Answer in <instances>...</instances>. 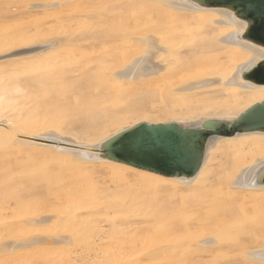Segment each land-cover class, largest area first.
<instances>
[{"label":"bare ground","instance_id":"1","mask_svg":"<svg viewBox=\"0 0 264 264\" xmlns=\"http://www.w3.org/2000/svg\"><path fill=\"white\" fill-rule=\"evenodd\" d=\"M117 1H119L120 3L118 7L123 5L132 6L136 4L138 5V8L143 9L144 11L150 10L154 14V20H152V22L155 21V23L153 24L151 22V26L149 28H140L142 31H140L139 28L137 31H132L130 28H128L127 30L121 28L120 26L122 23L120 22L121 24L119 27L121 29L117 30L114 35H107V37L105 35V38L101 33L100 37L102 38V40H105L101 46L102 49H106L105 51H77L75 48V42L84 40L85 31H80V34L75 33V31L67 34H54L41 40H38L37 38L30 40L28 37L29 35L25 33L13 34L6 36L0 41V147L3 146L6 150H26L25 152L31 150L49 152L54 156L64 158L65 162H67V166L71 169L83 170V168L87 164H93V166L96 164L98 166L97 172L101 175V179H105L104 181L106 183V187L108 189L112 188L116 190V192L119 189H123L122 193L123 191L128 192L136 186L137 188H140V190L147 191V194L149 192L148 195L152 194L153 196L158 195L161 197V195L159 194L163 195L162 192H165L164 194L167 195L168 198L177 196L178 201H175V199L174 201L178 202L176 203V205L178 204V207L181 209H177L175 206H173L174 204L170 200L171 202L167 203L166 206H161L162 208L165 207V210H169L167 214H163V216H161L164 219H167L168 217L165 218V215L168 216L169 213L172 214V212H170L172 206L176 208V210H179V212L182 210L188 215H183V213L181 212L183 218L185 219L181 222L179 219L180 223H177V225L168 224V222V225L164 224V226L167 225L165 226L166 229L164 230L166 231V235H164L168 237L166 238V240L168 239L169 241H166L165 238H162L163 240H165L163 243V241H160V237L162 235L160 234L161 236L159 237L158 234L154 237H159L155 239L157 242L159 239L160 243H158V245L161 243L162 245H156V247H154L156 242L151 240L152 244L150 245L151 248H149V244L147 245L145 243V245L148 246V248L151 250L149 252L150 254H158L160 252L162 254L161 256H163L164 251H172L173 249L178 248L182 252L193 254L195 259L193 262H191L192 264H264V182L258 181V177L264 173V133L248 132L220 140V142L206 159L193 179L182 180L159 177L153 174L95 158L96 148L100 146L102 141L110 137L114 132L119 131L125 126L134 125L141 121H147L148 119L146 120L144 118H140V120L126 122V114L124 115L121 113L122 115H118L117 121L119 119L122 120L121 122L125 121V123L122 125H117L116 128L113 127V132L109 133V131L104 129L107 124L95 125V131L96 126L98 127V130L97 132H92V127L90 128L92 122L86 120L89 119L88 115V118H84L86 121L84 120L83 122H81V130L83 131V135H85V137H82L78 132L76 133L74 130L71 131L72 128H74L73 125L75 126V122L77 121L75 120V122H72V120L78 119V117L75 118L74 115L76 116L81 111L77 114L74 112L78 111H65L68 116H70L71 113H74V115H71L74 117V119L71 120V123H69L67 119L71 117H66L65 113L62 114L65 115L63 116L64 119H57L58 117L54 115L47 117L42 116L40 118H37L35 116V111H37V109L41 105L52 103L55 105L58 101L70 99L77 101L79 97H76L77 95L74 96V94H76V91L74 93L72 92L73 95L69 94L73 96L72 98L69 97L68 92L75 89H80L81 91V89H83L81 88L83 85H80L82 83H80V81L87 82L86 86L83 87L99 88V90H101L100 88H106L108 82H118V86H120L122 83L128 86L138 82L140 83V86H143V84L141 83H149L150 85L155 84V87H150L155 88L156 92L158 91L160 97L165 96L167 99H169V101L174 100V102L176 101L177 103H180V105H184L186 107V111H184L181 117L175 119L172 118V121L175 122L204 121L206 119L217 120L222 117L237 116L252 104L264 100V84H257L242 77L243 71L256 64L264 57L256 50V48L248 41V39L243 38V34L227 16L189 8L173 0H124L126 2L124 4H122L123 0ZM65 2L66 0H45L44 2H41L38 5L34 4L31 7L41 6L42 9H44L40 14L41 17H39L40 24H43L45 23L44 18L47 12L54 11V8L56 6L59 8V18H66L67 10L64 9ZM12 11L13 10L11 7V9H8L6 12L11 14L13 13ZM122 25V27H124V25L126 24ZM132 29H134V27ZM98 35H100V33ZM107 47L113 49V53L112 51L107 52L110 51L109 49L107 50ZM110 54H112V57L109 58L108 56ZM105 58L112 59V61L115 62V65L113 64L114 66L111 67L112 69L109 68L110 71L108 74L107 71L105 74L95 76L92 75L94 74L92 71L91 74L87 73L89 69L86 67L89 63L95 61L101 62ZM108 59L106 60L107 62ZM83 84H85V82ZM134 86L136 87V84H134ZM120 88H123V85L122 87L120 86ZM120 88H118V90ZM148 89L149 91L151 90L150 93L153 91V89ZM118 90H116L117 93ZM121 90H119V92ZM94 94L97 93L94 92ZM99 95L102 94L99 93ZM109 97L106 96V98L108 99ZM76 98L77 100H75ZM95 98L99 99V97ZM115 98H118L119 101V99H121V96L117 94ZM99 101L100 103H104L108 100ZM151 101L154 102L153 99ZM88 102H94V99L93 101ZM127 102L128 101L126 100L125 103ZM156 103L158 104V102ZM73 104H75V102L72 103V105ZM88 104L91 105L90 103ZM98 104H93L92 106H98ZM61 105L63 104L61 103ZM137 105L140 106V104ZM121 106L123 107L122 103ZM121 106L120 104L117 105V107ZM191 106L193 107L189 108ZM130 108L133 109V106ZM117 109L114 110L115 113ZM55 110L58 111L57 109ZM95 110L96 109H94V111ZM194 110H198V112L195 113ZM94 111L92 109L93 113H91L90 111L88 112V114H94ZM101 111L104 112V105ZM114 112V116L108 113L105 114L104 112V117H102V120L106 121L107 123L109 119L113 117L115 118L116 114ZM126 112L127 111H125V113ZM82 113L83 111L80 115H87H83ZM97 114L99 117V112ZM100 114L103 113L100 112ZM100 118L101 117L97 118L96 122H99ZM54 119H56V122L54 121ZM63 121L68 122H64L66 124L64 125ZM148 121L157 122L161 120L152 119ZM81 123H79V125ZM115 124H112L111 126H114ZM90 137H95L96 141L94 139L93 141L95 142L90 141ZM45 139H49L50 141L52 140L54 142H45ZM5 164L7 165V163ZM11 170L12 169L10 167H5L3 170H0L2 173H0V190L2 192L9 191V194L13 192L11 195H7V193L5 192H3V194L1 193V199H13L14 197H11L14 195L15 191L13 187L21 190L27 188L32 189L34 187V180L27 179L23 181L17 180V182L13 181L14 178L12 179L13 175L11 174L14 173L13 170ZM81 177L82 176H80V178ZM83 179L84 177L81 180ZM93 182L85 181V184L92 183V187H94L95 184ZM100 183L102 184V182ZM99 188H102L103 191L102 186H99ZM136 190L134 189V192H140L139 189ZM4 193L7 197L3 196ZM36 195H34V197H36ZM19 196H15L16 198L14 200L11 199L12 201L10 200L14 203V205L13 207H11V205L9 207L13 208L12 210L14 212L10 211L11 208L9 209V212L17 214L20 223H22L20 228H17H19L21 231L25 230V227L28 224H38L53 217V215L49 213L50 210H41L43 206L41 209H38V207L36 208V205L33 204H37L39 201L34 202L32 199H30L32 197L31 195L28 196L30 197L28 199V202L29 200H32V206H27L28 202L27 200H25L27 198ZM129 196L131 197V195ZM144 196L146 197V199L149 197L145 194ZM39 199L40 198L36 200ZM44 201H46V199H44ZM44 201L42 203H44ZM93 201V199L88 201H76L75 199H70L68 201V205L66 206L68 209L67 216L69 218L68 220L72 223V227L65 230L67 232V235H56L52 233V235L32 234L31 236H23L22 233H19V235L21 236L17 235V237L13 236L11 233V236L15 237L14 240L9 237L10 240H7L5 242L3 241V243L0 242V251L8 253L10 251H16L21 248L23 249L32 247L34 250L32 251L37 252H35V255L37 254V256L35 257L38 259H35L34 257L36 262L37 260H39V264H45V261L52 254L51 250L53 248H60L62 254L64 255L61 258V264H76L71 259L72 248H74L73 246H78L79 244H81L84 247L87 246V248H90L88 247L89 245L86 244L88 241L87 238H91L92 235H96V229L97 232H100L99 230H102V228L98 230V228L100 227H95L96 223H94L95 221L94 219H92V217L89 219L87 217V219L81 217L78 218L81 215L80 210L85 208L89 203H93ZM132 201L133 200L131 199L129 202L125 201L124 203H121V201L118 200L117 202L119 203V205L121 203L123 204V206L119 207V205H117L118 209L116 208V210L118 212H122V210H120V208L122 207L127 209L124 211L128 212L129 214L131 212L135 213L136 211H138V209H135V206L133 204H138V202H136L135 200V203H133ZM141 201L142 200H140V202ZM127 202L128 204H126ZM143 202L145 203V201ZM2 203L5 204L6 202L2 201ZM160 203L163 205L162 201H160ZM48 204L49 203H47L46 205ZM15 205L17 208H19V210H15ZM6 207L8 206H4L3 208ZM140 208L141 207H139V210ZM145 208V214L151 212L147 211L148 213H146L147 208ZM6 209L0 210L6 211ZM121 212L120 214L122 215ZM156 212H153V214L157 215L158 213ZM3 213L4 211L0 213V215ZM255 213L258 216L255 217ZM145 214L144 216H147ZM136 215L137 213L129 216H134L136 218ZM117 216L118 215H116V218ZM144 216L142 218H146L147 220V217L144 218ZM170 216L171 215H169V217ZM134 217L132 219H134ZM108 220L110 219L108 218ZM108 220L106 222H108ZM150 221L152 220L150 219ZM118 223H120V221ZM109 224L110 226L114 225L112 223ZM128 224V228H132L130 227L131 221H128ZM132 224L134 225V223ZM141 224L142 223H140L139 226ZM123 226L124 225H122L121 227ZM94 227L95 229H93ZM140 227L144 228L145 226L141 225ZM141 228H139L140 231H138L147 234L148 228L145 227V229L147 228L146 232ZM16 230L15 232L20 231ZM107 231L108 230H106V233ZM120 231L122 233L123 229H120ZM137 233L135 234L136 236L139 235V233ZM154 233H157V231ZM128 234L129 233L126 232L125 235L128 236ZM132 234L134 235V233ZM144 235H142L141 237H143ZM146 237L147 236L143 237V239L145 238V240H147ZM120 238L121 236L119 237V239ZM112 239H110V241H112ZM125 239L128 240L127 244H129V238L126 237ZM136 239H139L138 241H140L139 237H137ZM136 239L134 241L135 243ZM145 240L144 242H146ZM110 241H107L108 244ZM117 241H120L118 244L121 243V239ZM91 243L95 244L93 242ZM135 243H133L132 241L133 245ZM140 243L142 244L141 241ZM127 244H123L126 248L121 246L120 248H124L128 251L127 246H131ZM109 247H111V244ZM117 247L119 248V245L116 246V248ZM87 248L85 249L87 250ZM91 250L97 249H89V251ZM135 250H137V248ZM135 250H132L133 253ZM28 251L29 250H27L26 252L24 250L20 252H26L27 254L25 255H29V253H31L32 256V251L29 253ZM132 251H129V253H131ZM17 252L15 255L16 257H18V254H20ZM99 252L100 251H98L97 253L101 255V252ZM146 252L148 251L146 250L145 253ZM182 252L180 256L184 255V253L182 254ZM83 253L81 252L80 254L84 255ZM121 253L124 252L121 251ZM170 253L175 254L178 252ZM10 254L12 253H8L6 255H9L11 257L12 255ZM102 254H105V252ZM111 254L114 256L115 254H117V252ZM74 255H72V257L74 258H76L75 256H78ZM92 255H89V257ZM117 255H115V257ZM20 256L23 255L20 254ZM85 256L87 257V255ZM105 256H107V254ZM113 256H111L110 258H112ZM180 256H178V258ZM16 257L15 259H17ZM27 257L28 260H30V258H32L33 256ZM132 257L128 256L126 258H122L120 264H129V262L131 263ZM13 258L14 257L12 256L11 259ZM117 258L115 259L117 260ZM186 258L185 260H187ZM18 259H22V257H18ZM25 259L27 258L25 257L24 260ZM115 259H111L112 264H115ZM158 259L156 261H151V264L152 262H158ZM28 260H25L27 262H23L21 260V262L11 260L9 263L35 264L33 262H28ZM146 261H149V259ZM146 261H143L144 264L146 263ZM184 261L183 264L186 262ZM80 262V264H82V261ZM85 263H87V261H85ZM88 263H91V260L88 261ZM188 263L190 262L187 261V264Z\"/></svg>","mask_w":264,"mask_h":264},{"label":"rangeland","instance_id":"2","mask_svg":"<svg viewBox=\"0 0 264 264\" xmlns=\"http://www.w3.org/2000/svg\"><path fill=\"white\" fill-rule=\"evenodd\" d=\"M44 1L45 0H0V41L3 38H5L6 36L13 35V34H24L25 33V34L29 35L28 37H29L30 40L31 39H35V38H37L38 40H41V39H44L46 37H50V36H52L54 34H67V33H70L72 31H75V33L80 34V31H82V32L85 31L84 40H80V41H76L75 42L76 50L77 51L80 50L79 52H90V51H94V50L95 51H99V50L100 51L101 50L105 51L106 49H102V46H101L103 44V42L105 41V40H102V38L100 37L101 33H102V35L104 37H105V35L107 37V35H110V36L114 35V33H116L117 30H119L121 28L126 29V30L128 28H130L132 31H137L138 28H139V30L142 31L141 29H144V28H147V27L149 28L151 26L152 20H154L153 19L154 18L153 17L154 14L150 10L144 11L143 9L138 8V5H136V4L132 5V6L131 5H129V6L123 5V6H119L118 7V5H120V3L117 0H116L117 2L114 1V0H66L65 7H64V9L67 10V17L66 18L65 17H62L61 19L59 18V16H60L59 8L56 6L54 8V11H52V12L48 11L47 12V14H46V16L44 18L45 19V23L40 24L39 17H41L40 14H41V12L44 9H42L41 6H36V7H31V6L34 5V4L38 5V4H40L41 2H44ZM122 2H123L122 4L126 3L124 0ZM11 7H12V10H13L12 11L13 13H11V14L7 13L6 11L8 9L10 10ZM120 22L122 24H126L128 27L126 25H124V27H127V28L122 27L123 25ZM152 23L154 24L155 21H153ZM120 24H121V26H120ZM136 25H138V26H136ZM133 27H134V29H132ZM99 33H100V35H98ZM108 49L110 51H107V52H111L112 51V53H113V49H110L109 47H107V50ZM108 57L109 58L112 57V54H110ZM105 59L103 61H101V62H96L95 61V62L89 63L86 68H88L89 69L88 71H90V72L87 71V73L91 74L93 72L94 74H92V75L95 76V75L105 74L106 71H107V74H108L110 69H112L111 67L115 65L114 64L115 62L112 61V59H108V58H107L108 59V62H107L106 61L107 59L106 60ZM102 64H104V65H102ZM84 82H85V84H83ZM80 83H81L80 84L81 86L82 85L86 86L87 82L86 81H80ZM117 83L118 82H116V83L115 82H112V83L108 82L107 85H106V88H100L101 90H99V88H93V87L89 88V87H83V86L81 87L80 86L81 88H83V89H81V91H80V89H75L73 91H69L70 93L68 92V95L69 94L73 95V93L76 91V94H74V96L77 95L76 97H79L78 100H77V98L75 99L77 101H74V100L70 99V100L58 101L55 104L56 106L53 103L52 104L41 105L37 109V111H35V114H36L35 116L37 118H40L42 116H46L47 117V116L54 115V116L58 117L57 119H59V118L64 119L63 116H65V115H66V117L68 116L67 113H66L67 111H71V110H72V112L73 111H78V112H74L76 114L79 113L80 111L81 112L83 111V113H82L83 115L87 114V115H84L85 117L80 115L81 114V112H80L76 116L74 115V113H71L70 116H68V117H71V118H67V119H68L69 123H71V120L74 119V117L75 118L78 117V119L72 120V122L73 121L75 122V120H77L78 122L77 121L75 122V126L73 125L74 128H72L71 131L74 130L76 133L78 132L80 134V136L85 137V135H83V133H82L83 131L81 130V125H82L81 122H83L86 118H88V115H89V119H86V120L89 121V122H92V124L90 126V128L92 127L91 128L92 132L93 131L97 132V130H98L97 129L98 127L96 126V131H95V129H94L95 125H98V124H100V125L105 124L106 125L107 124L108 125V126L106 125L107 128L105 127L104 129H106L110 133V132H113L114 128H116L117 125H122V124L125 123V121L126 122L127 121H135V120H140V118L141 119L144 118L146 120L147 119L148 120L158 119V120H161V121H169V120L172 121V118L173 119L179 118V117L182 116L184 111H186L185 110L186 107L184 105H180V103H177L176 101H175L176 102L175 103L174 100H170L169 101V99H167L165 96L164 97H162V96L160 97V95L158 94V91L156 92L155 88H152L155 84L154 85H152V84L150 85L149 83H141V84H143V86L142 85L140 86L139 85L140 83L138 82V83H134V84H136V87H137L136 88L134 86V84H131L132 86L127 84L128 86H126V84L122 83L120 86L122 87V85H123V88H120V86H118L119 83L118 84ZM150 86H152V87H150ZM140 87H142V88H140ZM118 88H120L119 90H121V89L122 90L119 92ZM148 88L153 89V91L150 93L151 90L149 91ZM116 90H118V93L116 92ZM96 91H98V92H96ZM94 92L97 93V94H94ZM99 93L102 94V95H99ZM116 93L121 96V99H119V101H118V98L117 99L115 98L116 95H117ZM154 93H155V95H154ZM156 93H157V95H156ZM72 95H69V97L72 98L73 97ZM90 95H92L93 97L90 96ZM106 96L107 97L110 96L109 99L106 98ZM95 97H99V99L95 98ZM117 97H119V96H117ZM162 98H163V100H162ZM93 99H94V102H88V101H93ZM152 99H153L154 102L151 101ZM96 100H98V101H96ZM99 100H101V101L102 100L103 101L108 100V101L104 102V103L103 102L100 103ZM122 100H123V102H122ZM124 100L125 101L127 100L128 104L125 103ZM73 101L75 102V104L72 105V103H74ZM156 102H158V104ZM61 103L64 106L61 105ZM88 103H90L91 105H89ZM98 103L100 104V106H99ZM113 103H115V104H113ZM121 103H122L123 107L121 106ZM93 104H96V105L98 104V106H96V105L92 106ZM102 104L104 105L105 114L108 113V114H111L112 116H114L113 115L114 110L118 108L117 109L118 112H117V110H116V113L114 112L116 114L115 118L113 117L114 119L113 118L109 119L107 123H106V121L102 120V117H104V112L101 111V109H103V105ZM110 104H111V106H110ZM116 104L117 105L120 104L121 107H117ZM137 104H140V106L137 105ZM132 106H133V109L130 108ZM160 106H161V108H160ZM192 107L193 106H191L189 108H192ZM55 109H57L58 111H56ZM92 109H93V111H94V109H96L98 111L95 110L94 114H91V113H93ZM187 110H188V108H187ZM59 111H60V113H59ZM90 111H91V113L88 114V112H90ZM125 111H127V112L125 113ZM135 111L136 112L138 111V112L136 113ZM140 111H141V113H140ZM194 111H195V113L198 112V110H194ZM98 112H99V117H101V118L99 119L100 120L99 122H96L97 118H99L98 114H97ZM100 112L103 113V114H100ZM64 113H65V115H62ZM121 113L124 114V115L126 114L125 116H127V118L125 119L124 122H121L122 120H119V119L117 121V117ZM153 113H154V115H153ZM137 114H140V115H137ZM71 115H74V117L71 116ZM129 115H130V117H129ZM131 115H133V116H131ZM141 115H143V116L145 115V116L143 117ZM54 121L56 122V119H54ZM57 121H59V120H57ZM68 121H63V124L66 125L65 123L68 122ZM79 123H81V124L79 125ZM72 124H74V123H72ZM112 124H115V125L111 126ZM93 139L96 141L95 137H93V138L90 137V141H93ZM45 140H46L45 142H49V143L54 142L52 140L50 141L49 139H45ZM95 141H93V142H95ZM1 151L4 152V153H2ZM25 151L26 150L22 151L20 149L19 150H14V149L13 150H11V149L10 150H6L5 147H3V146L0 147V153H2V154H0V170H3L5 167H8V168L10 167L13 170L14 174H11V175H13L12 179L14 178L13 181H15V182H17V180H22V181L23 180H27V179L34 180V187L32 189L27 188V189H22L21 190V189H18V188L16 189V187H13L15 189V191L12 190V191H14V195L11 196V197H14L13 199L12 198H7V200L9 199L7 201L4 198H2V199L0 198L1 199L0 203L1 204H4V203H2V201L7 203V204L5 203L6 205L5 204L4 205L0 204V209L8 208V209H6V211L5 210H0V213H2L4 211V213L0 215V217H1L0 218V242L3 243V241L5 242L7 240H10V238L14 240L15 237H13V236H17V235L21 236V235H19V233H22L23 236H31L32 234L33 235H52V233H54L56 235H67V232L65 230H67V229L72 227V223L68 220L69 218L67 216L68 209H67L66 206L68 205V201L70 199H75L76 201H88V200L93 199L94 200L93 203H89L86 206L87 208L85 207L82 210H80V212H81L80 214L82 216L80 215L78 218L81 217V218H84V219H87V218L89 219V218L92 217V219H94V221H95L94 223L97 224V226L95 224V227L96 228L100 227V228H98V230L101 229V228H102V230H99L100 232H97V229H96V233H95L96 235H92L91 238L90 237L87 238L88 241H87L86 244L89 245L88 247H90V248H87V246L84 247L81 244H79L78 246L77 245L73 246L74 248H72L71 259L73 260L74 263L80 264L81 263L80 261H82V264H87L88 261L91 260V263H88V264H106V263L109 264V262H110V264H112L111 263V259H115V258L118 257L117 258L118 261L115 259V261H116L115 264H120L121 263L120 261H122V258H124V257L126 258L128 256L132 257V255H133L134 258L133 257L131 258L132 261H131V263L129 262V264H144L143 261H146L148 259H149V261H146L145 264H147V262H148V264H151V261H154V260L156 261L158 258H159L158 262H152V264L153 263H155V264H157V263L158 264H183V261L185 260L186 257H187L186 258L187 260H185L186 262L184 261L186 264H187V261L190 262L188 264H192L191 262L194 261L195 258L193 256V254L188 253V252H186L187 253L186 254L185 252L180 251L178 248L173 249V250H176V251H173L172 249H171L172 251H164L163 256H161L162 254L160 252L158 254H150L149 253L151 251L149 248H151L150 245L152 244V241L156 242L155 245L153 244L154 247H156V245H158V243H160L159 239H158V242L156 241L157 238H159L162 235L160 237L161 238L160 241H163V243L166 240V238H168L167 236H165L166 235V231H164L166 229L165 226H167L168 224H176L177 225V223L179 224L181 221H184L185 218H183L182 213H183V215L184 214L186 216L188 215L185 212H183L182 210L180 212H179V210H176V208L177 209H181V208L178 207V204L176 205V203H178V202H175V201H178L177 196H173L172 198H168L167 195L164 194L165 192H162L163 195L159 194V195H161V197L165 196V197H162V198L160 196H158V195H155V196H153L152 194L148 195L149 192L147 194V191L140 190V188H137L136 186L131 189L132 191L131 190L128 191V192L127 191H123V193H122L123 189H119L118 191L119 192L121 191V192L119 193L117 191L118 192L117 193L116 190H114L112 188L108 189L106 187V183L104 181L105 179H101L102 177L97 172L98 171V166L96 164L94 166H93V164H89V165L87 164L83 168V170L82 169L81 170L71 169V168H69L67 166V162H65V159L62 158V157L54 156V155L50 154L49 152H44V151H34V150L27 151V152H25ZM5 163H7V165ZM2 164H4L5 166L2 165ZM0 173H1V171H0ZM80 176H82V177L80 178ZM83 177H84V179L81 180ZM86 177H88V178H86ZM90 178H92V179H90ZM93 179H94V182H93ZM85 181H87V182L92 181L95 184L94 187H92L93 186L92 183L91 184L90 183H86L85 184ZM100 182H102V184ZM87 184H89V185H87ZM99 186L103 187V191H102V188H99ZM13 188H11V189H13ZM134 189L135 190L139 189L140 192H139V190H138L139 193L136 192L137 190L134 192ZM5 190H7V189H5ZM3 192H5V191H3ZM3 192L2 191L0 192V195H1L0 197H2ZM130 192H131V194H130ZM5 193H7V195H8L9 191H7ZM5 193H4L3 196L7 197L5 195ZM135 193H137V194H135ZM143 193L146 196H149V197L146 199V197L144 196ZM11 194H9V195H11ZM40 194H41V196H40ZM17 195L18 196L20 195L21 197L23 196V198H27V199H25V200H27V202H28V199L30 198L28 196L31 195L32 197L30 199H32L34 202H38V201L39 202L37 204H33V201L29 200L28 203L26 202L28 204L27 206H32L31 204H33V205H36V208L38 207V209H41L42 206H43V208L41 210H43V209L50 210L49 213L52 214L53 217L51 219H47L46 221L38 223V224L36 223L34 225L33 224H31V225L28 224L27 226L25 225L26 226L25 230L21 231L19 228L22 225V223H20V220L18 219L17 214L16 213L13 214L14 211L12 210L13 208H11L14 205V203L11 202V201L14 200L16 197H18ZM34 195H36V197H34ZM129 195H131V197L132 196L133 197L131 198ZM45 196H49V197H45ZM141 196L143 197V199H142ZM123 197L126 198V199H124ZM135 197H136V199H135ZM144 197H145V199H144ZM38 198H40V199L36 200ZM44 199H46V201H44ZM131 199L133 200L132 201L133 203H135L134 202L135 200H136V202H138V204L137 203L133 204L135 206V209L137 208L138 211H136L135 213L131 212L129 214L128 212L124 211V210H127V209L122 208V207L120 208V210H122V212L121 211L118 212L116 210V208L118 209L117 205H119V203L117 202L118 200L121 201V203L122 202L124 203L125 201L129 202ZM174 199H175V201H174ZM140 200H142V201L140 202ZM170 200L174 204L173 206H175L176 208H174L172 206V208H174V209H172V208L170 209V212H172V214L169 213L168 216L165 215L166 216L165 218L168 217L167 218L168 220H167V219H164L162 216H163V214H167L169 210H167V209L165 210V207H163L164 208L163 209L161 206H166L167 203L171 202ZM43 201H44V203H42ZM143 201H145V203ZM160 201H162L163 205L160 203ZM128 202L126 204H128ZM47 203H49L51 205H49V204L46 205ZM121 203H120L119 207L123 206V204H121ZM44 204H45V206H44ZM126 204H124V205H126ZM10 205H11V207H9ZM4 206H8V207L3 208ZM51 207H53V208H51ZM139 207H141L140 208L141 211L139 210ZM145 207L147 208L146 213H148L150 211L151 212L148 213V214H145L144 213L145 212V210H144ZM10 208H11L10 211H13L12 213L9 212ZM161 209H163V210H161ZM15 210H19V208H17L16 205H15ZM152 211L154 213L157 211L156 213H158L160 216L161 215L162 216L160 217L158 214H157L158 215L157 216L156 214H153ZM8 212H9V214H8ZM15 212H17V211H15ZM112 212H113V214H112ZM120 212L122 213L123 216L120 214ZM127 213H128V215H127ZM136 213H137L136 218L138 217L137 219L134 216H132V217L129 216V215L136 214ZM173 213H174V215H173ZM15 214H16L17 217L15 216ZM144 214L147 215V216H144ZM149 214H150L151 218H150ZM152 214H153V217H152ZM111 215H113V216H111ZM116 215H118L117 218H116ZM155 215H156V217H155ZM169 215H171V216L169 217ZM125 216H128V217H125ZM143 216H144V218L147 217L148 221L146 220V218L143 219L142 218ZM256 216H258V215H256V213H255V217ZM110 217H112V218H110ZM133 217H134V219H132ZM108 218L110 220H108ZM149 218L152 221H150ZM172 218H173L174 221L172 220ZM179 219H180V222H179ZM107 220H108V222H106ZM116 220H118V221H116ZM119 221H120L121 225H120V223H118ZM128 221L129 222L131 221L130 227H132V228H128L129 227L128 226L129 225ZM175 221H176V223H175ZM125 222H126V224H125ZM135 222H136V224H135ZM167 222H168V224H167ZM99 223H101V224H99ZM106 223H108V224H106ZM109 223H112L114 225L110 226ZM116 223H117V225H116ZM132 223H134V225ZM140 223H142L141 224L142 226L147 227L148 231L146 230L147 228L145 229V227L141 228L140 227L141 225L139 226ZM18 224H19V226H18ZM164 224H167V225L164 226ZM98 225H101V226H98ZM122 225H124V226L121 227ZM17 227H19V228H17ZM77 227H80V226H77ZM95 227L93 229H95ZM139 228H141L142 230H145V232L147 231L148 235L146 233L139 232L140 231ZM103 229L104 230L106 229L109 232L107 231V233H106V230L104 232ZM120 229L121 230L123 229V232L125 234H126V232H128L129 233L128 236L125 235L123 232H122L123 233L122 234ZM134 229H136V230H134ZM15 230L16 231L20 230L21 232L20 231L19 232H15ZM113 230H114V232H113ZM51 231H53V232H51ZM117 231L120 233V235H119V233ZM133 231H135V232H133ZM156 231H157V233H154ZM14 232L17 233V234H15ZM130 232L134 233V235L132 233H130ZM137 232L139 233L138 236L135 235ZM152 232H153V235H152ZM11 233H12L13 236H11ZM158 234H159V237H154V236H156ZM142 235H144L143 237L147 236L146 237L147 240H145V238L143 239V237H141ZM96 236H99V237H96ZM120 236H121V238H120L121 239V243H120L121 245L118 244L120 241H117V240H120L119 239ZM126 237L129 238V240H130L129 244H127L128 240L125 239ZM133 237L135 239L137 237H139L140 241L142 242V244L140 243V241H138L139 239L138 240L136 239V243L138 242L140 245L138 243L136 244L134 242L135 239ZM96 238H97V240H96ZM162 238L163 239L165 238V240H163ZM89 239H92L93 241L89 240ZM110 239H112V241H110ZM122 239H123V241H122ZM176 239H178V238H176ZM176 239H175V241H176ZM144 240L146 242H144ZM90 241L95 243V244H92ZM94 241H97V242H94ZM101 241H102V243H101ZM107 241H110L109 244H108ZM132 241H133V243H135L134 245L132 244ZM148 241H150V242H148ZM111 242H113V243H111ZM116 242L119 245V248H120V246L121 247H125L124 245H126V244L131 246V247L127 246L128 251L126 249H124V248H120L119 249L118 247H117L118 248V250H117L116 246H118V245L116 244ZM145 243L147 245L149 244L150 247L148 248V246H146ZM101 244H103V245H101ZM110 244H111V247H109ZM138 245L140 247L142 245L143 246L140 248ZM159 245H162V243L159 244ZM95 246H98V247H95ZM135 246H137V247H135ZM99 247H102V248H99ZM85 248H87V250ZM93 248L97 249V250L89 251V249H93ZM136 248H137V250H135ZM21 249L16 250V251L14 250V251L8 252V253H12L10 255H12L14 257L13 259H11L12 256L10 257L9 255H6V254H8L7 252H1L0 251V253H1L0 254V257H1L0 258V264H10L9 262L11 260H13V261H20L21 260V261H23L25 257L27 258L25 260H28L27 256H29V257L33 256L32 258H30V260H28V262H31V263L33 262L35 264H39L38 263L39 260H37V262L35 260V259H38V258L35 257V256H37V254L35 255L36 251L33 252L34 250H33L32 247L23 248L26 252H27V250H29L28 253L33 250L32 251V253H33L32 256H31V253H29V255H25V254H27L26 252L25 253L24 252H20V251H24L23 249L22 250ZM36 249H37V247H36ZM73 249H75V250L77 249L76 252ZM106 249H108V250H106ZM138 249H139V251H138ZM132 250H135L134 253H133ZM142 250H144V251H142ZM146 250L148 252L145 253ZM17 251H19V252H17ZM51 251H52V254L45 261V264H61V261H62L61 258L64 256L62 254L61 249L60 248H53ZM79 251H80V253L81 252L82 253L85 252V253H83L84 255L80 254ZM98 251L101 252V253L99 252L101 255H99L97 253ZM107 251H109V252H107ZM121 251L124 252V253L126 252V253L125 254L121 253ZM129 251H132V252L129 253ZM16 252L23 255V256H20V254H18V257H20V258L22 257V259H18V257L15 256ZM104 252H105V254H102ZM116 252H117V254H119V255L115 254V255H117L116 257H115V255L113 256L111 254V253H116ZM140 252H142L143 254L140 253ZM161 252H163V251H161ZM170 252H178V253H175V254L172 253L171 254ZM181 252H182V254L184 253V255L180 256ZM4 253H6V254H4ZM137 253L140 254V255H138ZM74 254L78 255V256H75ZM106 254H107V256H105ZM24 255H25V257H24ZM72 255H74L76 258L72 257ZM85 255H87V257ZM89 255H92V256L89 257ZM177 255L180 256V257L178 258ZM185 255H187V256H185ZM6 256H7V259H6ZM111 256H113V257L110 258ZM120 256H121V258H120ZM147 256L148 257H152L153 256V257L152 258H148ZM15 257L18 260L15 259ZM34 257H35V259H34ZM109 258H110V260H109ZM74 259H75V261H74ZM25 260L23 262H27ZM13 261H12V263H13ZM85 261H87V263H85ZM102 262H105V263H102Z\"/></svg>","mask_w":264,"mask_h":264},{"label":"water","instance_id":"3","mask_svg":"<svg viewBox=\"0 0 264 264\" xmlns=\"http://www.w3.org/2000/svg\"><path fill=\"white\" fill-rule=\"evenodd\" d=\"M173 1L189 8L227 16L243 34V38L248 39L264 57V42H262L264 40V0H229L227 4L211 5L201 3L200 0ZM225 9L230 14H225ZM249 13L251 19L248 22L251 26L245 30L237 21L244 20ZM242 77L257 84H264V58L243 71ZM241 113L240 118L236 121L230 119H206L192 122L166 121L187 129L191 139L197 143L198 162L184 170L173 169L165 165L142 166L140 162L125 159L118 150H106L101 147V144L96 148L95 158L163 178L192 180L220 140L248 132L264 133V100L252 104ZM205 125H209V127H205ZM258 181L264 182V173L258 177Z\"/></svg>","mask_w":264,"mask_h":264},{"label":"snow or ice","instance_id":"4","mask_svg":"<svg viewBox=\"0 0 264 264\" xmlns=\"http://www.w3.org/2000/svg\"><path fill=\"white\" fill-rule=\"evenodd\" d=\"M200 2L210 5L227 4L229 0H200ZM225 14H230L227 9ZM250 19L249 13L244 20L237 22L247 30L251 26L248 22ZM241 114L220 119L236 121ZM101 147L106 150H118L125 159L140 162L142 166L165 165L178 170L197 164L199 153L197 143L191 139L187 129L166 121H145L138 125L125 126L102 141Z\"/></svg>","mask_w":264,"mask_h":264}]
</instances>
